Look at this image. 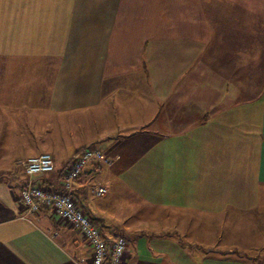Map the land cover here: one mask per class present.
<instances>
[{"label":"crops","instance_id":"obj_1","mask_svg":"<svg viewBox=\"0 0 264 264\" xmlns=\"http://www.w3.org/2000/svg\"><path fill=\"white\" fill-rule=\"evenodd\" d=\"M1 129L0 264H91L21 202L27 158L51 154L32 180L58 188L87 147L111 163L75 199L127 240L122 264H264V0H0Z\"/></svg>","mask_w":264,"mask_h":264},{"label":"built area","instance_id":"obj_2","mask_svg":"<svg viewBox=\"0 0 264 264\" xmlns=\"http://www.w3.org/2000/svg\"><path fill=\"white\" fill-rule=\"evenodd\" d=\"M107 154L99 149L87 147L79 151L63 173L58 188L51 185L37 184L32 177L55 172L54 158L49 153L27 158L24 171L27 182L21 190V202L24 206L22 218H38L44 207L52 209L84 238L92 251L91 264H122L127 253L128 243L124 237L109 238L104 236L97 223L88 217L78 206L75 199L77 181L90 165H110ZM96 198H105L108 189L102 185L91 188ZM82 260L80 264H84Z\"/></svg>","mask_w":264,"mask_h":264},{"label":"rangeland","instance_id":"obj_3","mask_svg":"<svg viewBox=\"0 0 264 264\" xmlns=\"http://www.w3.org/2000/svg\"><path fill=\"white\" fill-rule=\"evenodd\" d=\"M14 113V112H13ZM21 114H23V112L21 113ZM18 120V119H17ZM17 120H15V119H13V124H12V126L14 127V128H17V130H21L23 127H24V124H23V119H21V122H18ZM12 126H9V127H12ZM40 130H42V129H40ZM44 130V129H43ZM21 132H23V131H21ZM20 132V133H21ZM20 133H19V135H20ZM44 138H47V139H49L50 138V136L51 135H49V134H46L45 133V130H44ZM21 136V135H20ZM0 137H4V135H3V133H2V129L0 130ZM33 137V136H32ZM19 138V137H18ZM10 139H13V140H15L16 138L15 137H8V140H10ZM257 219H258V216H257ZM255 221H249V222H247V225H246V233L247 234H249V231H253V230H251L250 229V226L251 225H255V227H257L258 228V223H254ZM259 222H261V229H262V238H261V241H262V244H264V211H263V215H262V218H260V221ZM204 223V221H202V222H200V224H203ZM211 225L212 224H210V227H211ZM253 228L254 230L256 229V228ZM210 232V231H209ZM201 234H203V233H201ZM173 242H177V240L176 239H173L172 240ZM248 245H251V246H255L256 245V243H250V242H248L247 243ZM258 245H260L259 243H257V246ZM194 249H197L195 246L193 247ZM201 249V248H200ZM201 250H203V249H201ZM256 251H250L249 253L248 252H246V255H248V256H246V257H253V258H257V253H255ZM200 254H201V252H200Z\"/></svg>","mask_w":264,"mask_h":264}]
</instances>
